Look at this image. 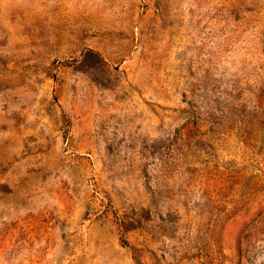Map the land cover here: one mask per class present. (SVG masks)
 <instances>
[{"label":"rangeland","instance_id":"374dc122","mask_svg":"<svg viewBox=\"0 0 264 264\" xmlns=\"http://www.w3.org/2000/svg\"><path fill=\"white\" fill-rule=\"evenodd\" d=\"M0 264H264V0H0Z\"/></svg>","mask_w":264,"mask_h":264}]
</instances>
